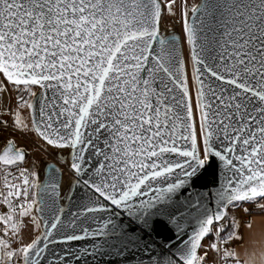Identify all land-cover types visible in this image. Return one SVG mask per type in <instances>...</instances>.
<instances>
[{"label":"snow or ice","instance_id":"1","mask_svg":"<svg viewBox=\"0 0 264 264\" xmlns=\"http://www.w3.org/2000/svg\"><path fill=\"white\" fill-rule=\"evenodd\" d=\"M0 92V264H250L264 0H0Z\"/></svg>","mask_w":264,"mask_h":264},{"label":"rangeland","instance_id":"2","mask_svg":"<svg viewBox=\"0 0 264 264\" xmlns=\"http://www.w3.org/2000/svg\"><path fill=\"white\" fill-rule=\"evenodd\" d=\"M185 2L189 5V8H190L191 5L193 3H197L198 0H178V3L181 5H183ZM182 11H183V8L181 7L177 15L172 17L170 16V14L167 13V10L165 8V12H164L165 20L162 22L161 30L163 32H167L169 30L179 31L181 42H182L183 54H184V57L188 58L190 57V50H189V46L187 45L186 36L183 32L182 19L180 16V13H182ZM191 74H192V66H191V63L189 62L187 66V75L189 77V84H190L191 94L193 97V102H195L196 88L191 80ZM5 93L7 95V106L6 107H15V93H12L11 95H9L7 92ZM3 110L4 108L2 106V92H1L0 93V111H3ZM28 115H29L28 111H25L24 116L27 117ZM4 118H8V117L5 116ZM15 138L17 139L18 143L30 144V140L26 138L25 134H23V130H18V132L15 134ZM28 150L31 151L32 148L30 147ZM65 153L66 151L61 153V155L64 156ZM66 182H67L66 178L63 179L62 183L66 184ZM205 243H207V241H205Z\"/></svg>","mask_w":264,"mask_h":264},{"label":"crops","instance_id":"3","mask_svg":"<svg viewBox=\"0 0 264 264\" xmlns=\"http://www.w3.org/2000/svg\"><path fill=\"white\" fill-rule=\"evenodd\" d=\"M238 219L252 224L250 229L247 227L241 228L244 241L237 248L241 258H248L250 264H264V213L244 217L240 212Z\"/></svg>","mask_w":264,"mask_h":264},{"label":"water","instance_id":"4","mask_svg":"<svg viewBox=\"0 0 264 264\" xmlns=\"http://www.w3.org/2000/svg\"><path fill=\"white\" fill-rule=\"evenodd\" d=\"M201 2H202V0H198L197 3H201ZM213 2H215V0H213ZM160 31H161V34H162V35H165V36H167V37H169V38H171V37H178V38H179V40L176 41V43L179 44V51H180V54H181L182 56H184V54H183V48H182V42H181V37H180V33H179V31H177V30H169V31H167V32H163L161 29H160ZM158 47H159V46L157 45V48H158ZM189 50H190V54H191V49H190V47H189ZM64 157H65V158L68 157V152H67V151H66ZM53 163H55V161H53ZM57 166H59V165H57ZM49 174H51V173H49ZM62 182H63V180H62ZM65 185H66V184H65ZM66 190H67V188L65 187V191H66ZM64 203H66V202H64ZM73 210H75V209H73Z\"/></svg>","mask_w":264,"mask_h":264},{"label":"built area","instance_id":"5","mask_svg":"<svg viewBox=\"0 0 264 264\" xmlns=\"http://www.w3.org/2000/svg\"><path fill=\"white\" fill-rule=\"evenodd\" d=\"M0 93H1V92H0ZM2 106H3V108H5V107L7 106V103H6V105H5V104L3 103V101H2ZM258 203H264V201H259ZM241 213H242V216H244V217H248V216H251V215H253V214L264 213V211L259 210L258 207H254V208H252V210H251L250 213H245V212H243V211H241Z\"/></svg>","mask_w":264,"mask_h":264},{"label":"bare ground","instance_id":"6","mask_svg":"<svg viewBox=\"0 0 264 264\" xmlns=\"http://www.w3.org/2000/svg\"><path fill=\"white\" fill-rule=\"evenodd\" d=\"M2 101L6 105V103H7V95H6L5 92H2Z\"/></svg>","mask_w":264,"mask_h":264}]
</instances>
